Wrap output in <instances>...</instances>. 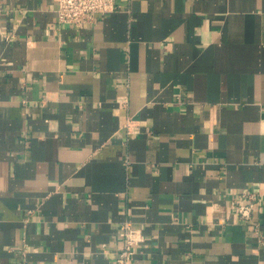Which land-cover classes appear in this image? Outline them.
Instances as JSON below:
<instances>
[{
  "label": "crops",
  "instance_id": "1",
  "mask_svg": "<svg viewBox=\"0 0 264 264\" xmlns=\"http://www.w3.org/2000/svg\"><path fill=\"white\" fill-rule=\"evenodd\" d=\"M116 3L0 0V264H264V0Z\"/></svg>",
  "mask_w": 264,
  "mask_h": 264
},
{
  "label": "built area",
  "instance_id": "2",
  "mask_svg": "<svg viewBox=\"0 0 264 264\" xmlns=\"http://www.w3.org/2000/svg\"><path fill=\"white\" fill-rule=\"evenodd\" d=\"M58 19L61 22H69L80 25L93 19L95 13H105L117 8L116 0H54ZM127 132L139 130V125L133 118L127 116L124 121ZM123 164L127 166L128 160L124 159ZM245 202L232 201V206L240 217L251 220L255 199L252 194L247 196ZM120 244L116 251V264H134L136 245L141 240V233L138 228L124 221L119 230Z\"/></svg>",
  "mask_w": 264,
  "mask_h": 264
}]
</instances>
